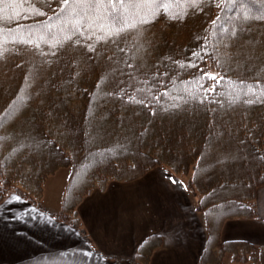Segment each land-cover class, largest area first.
I'll use <instances>...</instances> for the list:
<instances>
[{"label": "trees", "instance_id": "1", "mask_svg": "<svg viewBox=\"0 0 264 264\" xmlns=\"http://www.w3.org/2000/svg\"><path fill=\"white\" fill-rule=\"evenodd\" d=\"M61 5L0 0V203L40 209L67 168L54 218L83 232L94 189L160 167L197 197L198 264H264V245L220 239L226 220L257 217L264 186V0ZM161 243L148 236L134 263Z\"/></svg>", "mask_w": 264, "mask_h": 264}, {"label": "crops", "instance_id": "2", "mask_svg": "<svg viewBox=\"0 0 264 264\" xmlns=\"http://www.w3.org/2000/svg\"><path fill=\"white\" fill-rule=\"evenodd\" d=\"M51 177L40 209L16 195L0 203V264H135L139 245L151 235L162 243L150 264H198L206 235L195 211L197 197L175 175L156 168L93 190L77 207L83 232L54 218L65 180L59 176L57 199L48 196L46 203ZM255 208L256 218L226 220L221 241L263 246L264 186L256 191Z\"/></svg>", "mask_w": 264, "mask_h": 264}, {"label": "rangeland", "instance_id": "3", "mask_svg": "<svg viewBox=\"0 0 264 264\" xmlns=\"http://www.w3.org/2000/svg\"><path fill=\"white\" fill-rule=\"evenodd\" d=\"M156 168H160V167H156ZM154 168V169H156ZM153 170V169H151ZM150 170V171H151ZM68 169L67 168H61L59 169L54 175L53 177H51L50 179H48L49 183L46 185L45 187V190H44V200H46L45 202L47 203L48 201V196H49V199L51 201V199H57V194L59 189H61V185H62V182L61 180L59 179V176L62 175V178L65 180V184H66V179H67V176H68ZM149 172V171H148ZM145 175V174H144ZM141 178V177H140ZM186 179V177H184ZM139 179V178H138ZM183 179V180H185ZM65 184H64V187H65ZM63 187V189H64ZM97 189V188H96ZM95 190V189H94ZM43 197V196H42ZM61 198V196H60ZM59 198V199H60ZM59 209H60V205H59ZM223 226V225H222ZM205 231V230H204ZM160 247V246H159ZM153 255V254H152ZM151 255V257H152ZM201 256V255H200ZM150 257V259H151ZM200 258V257H199ZM199 261V260H198ZM223 263L224 264H248V263H236V262H232L231 261V258L228 254H225L224 258H223Z\"/></svg>", "mask_w": 264, "mask_h": 264}, {"label": "bare ground", "instance_id": "4", "mask_svg": "<svg viewBox=\"0 0 264 264\" xmlns=\"http://www.w3.org/2000/svg\"><path fill=\"white\" fill-rule=\"evenodd\" d=\"M213 1H214V0H213ZM209 2H211V1H209ZM125 4H126V3H125ZM214 6H215V5H214ZM137 7H138V6H137ZM187 7H188V6H187ZM119 8L122 10V7H119ZM127 8H128V7H127ZM188 8H189V7H188ZM215 8H216V7H215ZM215 8H214V9H215ZM133 9H134V8H133ZM202 9H203V8H202ZM123 10H124V9H123ZM213 11H214V10H213ZM213 11H212V12H213ZM126 12H127V11H126ZM247 12H248V11H247ZM119 13L121 14V12H119ZM213 13H214V12H213ZM218 13H219V12H218ZM187 14H189V13H187ZM214 14H215V13H214ZM122 15H123V14H122ZM211 15H213V14L211 13ZM128 16H129V15H128ZM141 16H142V14H141ZM213 16H214V15H213ZM139 18H140V16H139ZM141 18H143V17H141ZM210 18H211V17H210ZM210 18H209V19H210ZM210 21H211V20H210ZM138 27H139V26H138ZM124 41H126V40L124 39ZM112 42H113V41H112ZM121 42H122V40H121ZM158 42H159V41H158ZM159 43H160V42H159ZM113 46H114V45H113ZM118 48H119V47H118ZM115 49H116V48H115ZM124 51H125V50H124ZM133 51H134V50H133ZM126 52H127V51H126ZM134 54H135V53H134ZM134 54H133V55H134ZM143 54H144V53H143ZM94 55H95V54H94ZM135 55H136V54H135ZM142 57H143V56H142ZM95 58H96V56H95ZM96 59H97V58H96ZM144 59H145V58H144ZM114 60H115V59H114ZM145 60H146V59H145ZM111 62H113V61H111ZM113 64H114V63H113ZM111 65H112V63H111ZM113 66H116V65H113ZM105 68H106V67H105ZM105 68H104V69H105ZM113 69H114V68H113ZM120 69H121V68H120ZM110 72H111V71H110ZM104 78H105V77H104ZM124 79H125V78H124ZM103 82H104V81H103Z\"/></svg>", "mask_w": 264, "mask_h": 264}, {"label": "snow or ice", "instance_id": "5", "mask_svg": "<svg viewBox=\"0 0 264 264\" xmlns=\"http://www.w3.org/2000/svg\"><path fill=\"white\" fill-rule=\"evenodd\" d=\"M68 3H69V0H62V7H66V6H68ZM89 47H91V46H89ZM196 56H198V53H194L193 54V58H195ZM205 75H209V74H205ZM87 255H91V252L89 251L88 253H87Z\"/></svg>", "mask_w": 264, "mask_h": 264}]
</instances>
